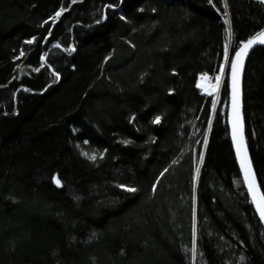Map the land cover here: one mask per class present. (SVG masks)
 <instances>
[{"label": "trees", "instance_id": "obj_1", "mask_svg": "<svg viewBox=\"0 0 264 264\" xmlns=\"http://www.w3.org/2000/svg\"><path fill=\"white\" fill-rule=\"evenodd\" d=\"M262 27L264 0H0V264H264L228 65L196 87ZM243 114L264 193V47Z\"/></svg>", "mask_w": 264, "mask_h": 264}, {"label": "snow or ice", "instance_id": "obj_2", "mask_svg": "<svg viewBox=\"0 0 264 264\" xmlns=\"http://www.w3.org/2000/svg\"><path fill=\"white\" fill-rule=\"evenodd\" d=\"M75 2V0H73ZM64 9H61L55 14V17L53 19H58ZM231 37V32L229 31V38ZM35 38L32 40L26 41V43L31 44L33 43ZM264 44V32L257 33L256 36L249 39L246 43L243 44V46L239 49V51L236 52L235 58L229 62V55H228V46L226 45L224 48V63L225 65H229L231 67L230 72V90H231V107H232V139L236 147V154L237 158L239 160V165L241 172L243 173V179L244 182L247 184L248 192L252 196V202L254 203L260 217L262 220H264V193L260 191L259 185L256 182L255 173L252 171L251 167V161L248 158L247 154V148L244 143V137H243V123H242V117L240 114V89H239V82H240V74L243 69V60L244 57L247 55L248 50L254 45V44ZM21 56L24 55V52L22 51L20 53ZM224 76V66L220 68V74L215 76V84H210L208 88H205V92L207 95L211 96L213 93H218L220 90L222 78ZM211 77L208 76V74H203L201 76L202 81H211ZM197 87H203L202 84H197ZM213 111L216 108V101H213L212 104ZM153 123H160V117H156V119L153 121ZM211 127V122L209 124V130ZM206 146V141H205ZM84 155L88 156L87 153H84ZM90 160H96V155H90L88 156ZM200 161H203V155L200 157ZM175 163V161H174ZM167 171V169H165ZM199 167H197L196 172L199 174ZM55 183L59 186L60 180L57 178L55 180ZM129 192H135L136 189L134 188H128L126 189ZM193 253L196 252V249H192Z\"/></svg>", "mask_w": 264, "mask_h": 264}, {"label": "water", "instance_id": "obj_3", "mask_svg": "<svg viewBox=\"0 0 264 264\" xmlns=\"http://www.w3.org/2000/svg\"><path fill=\"white\" fill-rule=\"evenodd\" d=\"M260 32H264V27H262L261 29H259L258 31H256L254 34H252L250 37H248L244 42H242L233 51V53H232V55L230 57L229 62H231L235 58L236 52L239 51V49L243 46L244 43H246L249 39L253 38L254 36H256L257 33H260ZM258 47H264V44H258V43L257 44H254L248 50L247 55L244 57V60H243V69H242L241 74H240V82H239V89H240V114H241L242 123H243V137H244V143H245L246 148H247L248 158L250 159V161H251V158H250V154H249V150H248V146H247V142H246L245 131H244L245 122H244V114H243V76H244L245 67H246V64H247V61H248V58H249L250 54L256 48H258ZM230 72H231V67H230V63H229L228 68H227L228 105H227V110H226V124H227V128H228L229 139H230V143H231V146H232L233 154H234V157H235L236 165L238 167L239 174H240V177H241V180H242V184L244 186V189L246 190V193L248 195V198L250 200V203L252 205V208L254 210V213H255L257 219L260 221V224H261V226H262V228L264 230V220L261 219V217H260V215H259V213H258V211H257V209H256V207L254 205V203L252 202V196L248 192L247 184L244 182L243 173L241 172L240 165H239V160H238L237 154H236V147H235V144H234L233 139H232V107H231V90H230ZM197 84H198V82H197ZM197 89H198V87H197ZM202 94L203 95H206V96H209V95H207L205 93H202ZM251 167H252V171L255 173L254 168H253L252 161H251ZM255 178H256L257 184L259 185V182H258L256 173H255ZM259 188H260V191L262 192L260 185H259Z\"/></svg>", "mask_w": 264, "mask_h": 264}, {"label": "bare ground", "instance_id": "obj_4", "mask_svg": "<svg viewBox=\"0 0 264 264\" xmlns=\"http://www.w3.org/2000/svg\"><path fill=\"white\" fill-rule=\"evenodd\" d=\"M222 66H225V64H224V65H221V67H222ZM224 68H225V67H224ZM203 74H205V73H202L201 75H199V77H198V79H197V82H198V84H202V85H203V87H198V88L201 90L202 93H205V94H206V92H205V88H208L210 84L214 85V84H215V79H211V81H202V80H201V76H202ZM208 76H209V75H208ZM209 77H211V76H209ZM211 78H212V77H211ZM213 94H214V93H213ZM259 222H260V221H259Z\"/></svg>", "mask_w": 264, "mask_h": 264}, {"label": "rangeland", "instance_id": "obj_5", "mask_svg": "<svg viewBox=\"0 0 264 264\" xmlns=\"http://www.w3.org/2000/svg\"><path fill=\"white\" fill-rule=\"evenodd\" d=\"M224 64H225V63L223 62L222 65H224ZM225 66H226V65H225ZM225 66H224V67H225ZM224 69H225V68H224ZM219 74H220V70H219ZM219 74H218V75H219ZM212 79H214V78H212ZM198 89H199V88H198ZM199 91L201 92L200 89H199ZM217 94H218V93H214L213 95H211V96H214V100H216V98H217Z\"/></svg>", "mask_w": 264, "mask_h": 264}]
</instances>
